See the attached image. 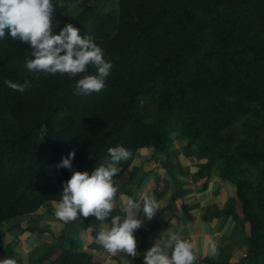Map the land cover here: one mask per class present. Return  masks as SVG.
Segmentation results:
<instances>
[{
    "label": "trees",
    "instance_id": "obj_1",
    "mask_svg": "<svg viewBox=\"0 0 264 264\" xmlns=\"http://www.w3.org/2000/svg\"><path fill=\"white\" fill-rule=\"evenodd\" d=\"M74 4L76 14L54 32L71 23L104 49L112 69L99 93L74 95L93 66L71 78L28 72L31 47L0 40V227L58 202L62 182L91 172L109 147L133 153L119 180L140 150L168 155L175 131L204 161L198 174L234 187L241 217L228 202L214 218L242 220L246 249L236 264H264V0H58L53 19ZM5 80L27 87L20 93ZM73 149L72 168L57 169ZM63 234L53 259L43 253L29 264H100L74 237L63 244ZM9 248L0 230V259ZM202 263L230 264L197 255Z\"/></svg>",
    "mask_w": 264,
    "mask_h": 264
},
{
    "label": "clouds",
    "instance_id": "obj_2",
    "mask_svg": "<svg viewBox=\"0 0 264 264\" xmlns=\"http://www.w3.org/2000/svg\"><path fill=\"white\" fill-rule=\"evenodd\" d=\"M54 5L58 0H0V40L5 37L27 43L32 51L31 59L25 61L28 72L44 75H68L77 77L86 73L91 65L94 74L82 75L76 79L74 95L89 96L101 92L106 86L112 63L106 59L104 49L96 43L95 37L84 33L71 23L54 32L57 23L53 20ZM13 90L23 93L27 82L17 83L5 80ZM42 137L47 129L38 130ZM76 150L62 156L55 165L57 169L72 168ZM132 150L123 145L107 149V158L99 166L89 171H73L62 182L61 199L57 202L55 216L61 221L81 220L89 216L106 221L116 206L118 192L117 174L122 164L132 158ZM121 209L123 216H112L111 226L97 231L95 241L111 256L122 255L126 264H135L132 259L137 251L136 230L141 228L142 218L151 221L159 210V202L154 195L144 194L137 200L126 196ZM217 251L216 242L208 240V253ZM197 255L190 240L180 239L176 234L160 236L143 256L144 264H195ZM0 264H17L16 259H0Z\"/></svg>",
    "mask_w": 264,
    "mask_h": 264
},
{
    "label": "crops",
    "instance_id": "obj_3",
    "mask_svg": "<svg viewBox=\"0 0 264 264\" xmlns=\"http://www.w3.org/2000/svg\"><path fill=\"white\" fill-rule=\"evenodd\" d=\"M150 157H152V154ZM158 160L159 158H151L147 161L144 171L135 176L133 174L135 170L133 169L138 167L139 163L134 159L128 170L118 180L119 190L116 195V206L114 207L113 213L110 214L106 221L96 220V218L92 216L87 218L81 217V223L79 225L76 224V233L69 236V239L65 241V244H68L71 237H74L75 239L79 238L81 240L79 243L81 249L96 258L100 264H126V262L121 258L123 254H118L117 257H114L107 253L106 250H104L99 244L95 245L93 243L94 238L91 235V229L97 228V230H100L102 228L110 227L112 216L117 214L123 216L124 213L121 209V204L126 196L133 195L137 200H139L144 194H148L156 197L159 202V210L151 221H148L146 218H142L141 228L135 232L137 233L136 241L139 255L135 258L124 257L125 259H132L135 264H144V254L160 236L170 237L172 234H176L180 239L190 240L193 244V251L200 258L211 256L218 263L228 261L230 264H236L239 258L243 256L241 255L242 251L240 250L239 253L238 246L230 245L227 240V236L223 231H220L218 227L221 220L225 216L214 218V215L223 212L224 210L221 211L220 209V211L217 212L207 210V207L212 205L214 195H217L213 193L214 188H209V186L205 184L206 179H203L204 181L201 190H198L197 188L194 192H182L179 188H177L176 193H173L170 191L171 188L167 181L171 180L174 182L173 179H175L180 182V179H172L171 177L166 176L163 171L164 169L158 163ZM165 164H168V161L165 162ZM175 166L176 164L173 165V167ZM128 173H131V175H127ZM223 187L226 188V185L224 184ZM221 190L224 191L223 188H221ZM220 194L218 193L219 196ZM174 200L175 204L173 203ZM51 203L57 204V202ZM76 221L77 220H60L61 229H59V235H56V232L53 231L55 228H60L59 226L50 227L52 232L51 236L55 240L54 245H56V240L61 236V231L63 230L62 225L64 224L65 227L70 225L71 227ZM84 221L90 226L86 230L81 229V225ZM141 231H147L148 234H141ZM22 238H31V235L24 234ZM209 239L214 240L217 245V251L214 255H209L208 253ZM38 249L39 247L34 250ZM56 251H58L57 247L52 250L51 255L48 256L49 259H53L56 256ZM17 252H19V250L16 249V247L9 250L6 258L10 255L12 258L15 257L17 259L22 257V255ZM32 262H35L32 255H29V258H24L22 260V264H29ZM43 264H47V262H44Z\"/></svg>",
    "mask_w": 264,
    "mask_h": 264
},
{
    "label": "rangeland",
    "instance_id": "obj_4",
    "mask_svg": "<svg viewBox=\"0 0 264 264\" xmlns=\"http://www.w3.org/2000/svg\"><path fill=\"white\" fill-rule=\"evenodd\" d=\"M77 11L78 8L74 4L64 14H62L58 18L53 19L54 22H56L58 25L57 28L61 24L73 18ZM152 153V149L150 148L144 150L142 149L137 153V157L134 159L139 163V166L136 167L135 165L136 168L133 169L135 170L133 173L135 176L141 174L142 171H144V167L147 164V161L151 159L150 156ZM167 153L168 155H162L161 157H159L158 163L164 169L163 171L166 176L171 177L172 179H180V182L175 179H173L174 182H172L171 180L167 181L168 185L171 188L170 191L176 193L177 188H179L182 192H194L197 188L198 190H201L204 181L203 179H206L205 182H207L209 188L213 187V193L217 194L214 195L212 205L208 206L207 210L217 212L221 209V211H223L228 207V202H231V205L235 207V214L241 217L235 200L234 187L227 183H221L220 179L216 176H209L206 178V173L200 172L198 174V171L202 168L204 161L200 160L195 148L189 146L186 140L176 134L175 131L171 134V137L168 140ZM166 160L168 161V164H165V162H167ZM175 164L180 168L181 172L176 171V168L173 167V165ZM127 175H131V173H128ZM224 184L226 185V188L223 187ZM221 188H223L224 191H222ZM221 191L222 196L220 194ZM218 193L220 194V196L218 195ZM176 199L179 200L178 198ZM174 202L175 200L173 201V203ZM56 207L57 204L49 202L48 204L42 206L35 213L3 223V225L0 227V230L5 235V245L10 248H12L13 246V248L16 247V249L19 250V252L17 253L22 255V257L18 259L14 257V259H16L17 261V264H22V260L24 258H29V255H32V258H36L43 253H49L48 255H51V246H56L54 245L55 240L51 236L52 232L50 230V227H60L53 230L56 232V235H59V229H61L60 219L57 218L54 214ZM80 223V220H77L74 225H72L73 227H70V225L66 227L64 224L62 225L63 230L61 231V234L64 233L63 244H65V241L69 239V236L76 233V224L79 225ZM240 223L242 224V222L234 223L231 217L225 216L221 220L218 227L220 231H223L225 233L230 245L239 244V253L241 250V255H243L246 249V245L244 243L245 241L243 237H241L239 232L241 228ZM24 234H30L31 238H22ZM80 241L81 240L79 238L76 239V242L78 244L80 243ZM22 242L25 244H23ZM38 247V250H34ZM9 257L12 258L11 255Z\"/></svg>",
    "mask_w": 264,
    "mask_h": 264
}]
</instances>
